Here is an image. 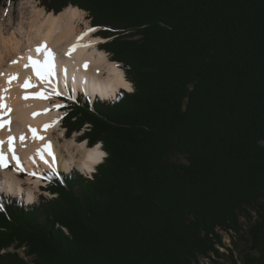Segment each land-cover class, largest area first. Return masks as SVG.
<instances>
[{
	"label": "trees",
	"instance_id": "obj_1",
	"mask_svg": "<svg viewBox=\"0 0 264 264\" xmlns=\"http://www.w3.org/2000/svg\"><path fill=\"white\" fill-rule=\"evenodd\" d=\"M39 1L86 12L132 91L63 99L106 157L0 194V264H264V0Z\"/></svg>",
	"mask_w": 264,
	"mask_h": 264
},
{
	"label": "bare ground",
	"instance_id": "obj_2",
	"mask_svg": "<svg viewBox=\"0 0 264 264\" xmlns=\"http://www.w3.org/2000/svg\"><path fill=\"white\" fill-rule=\"evenodd\" d=\"M83 14L82 10L73 6L57 14L48 13L36 6L35 0H19L17 16L8 35H4L5 28L0 25V103L11 109V112L5 114L7 110L0 108V121H10L0 128V140L4 141L2 149L7 155L8 166H12L0 168V191L6 195H24L29 202L34 201L35 192H38V185L42 182L39 178L44 170L56 175L60 172L68 174L73 169L92 173L106 153L100 144L88 147L85 142L66 137L61 141L63 132L60 113L54 110L57 105H61L54 96L68 82L76 84L75 75L83 84L81 91L91 99L94 95L102 99L114 97L122 89L128 92L132 89L121 68L97 48L98 43L104 42L103 39L94 37L92 33L78 39L92 28L87 26L83 31L77 30ZM77 44L81 46L73 49V45ZM42 45H46L55 54V74L47 80L37 76L29 61L31 57L40 62L37 67L43 65L45 51L37 52ZM70 49L72 51L69 55ZM11 76L16 79L9 83ZM26 80L35 87H22ZM41 92L47 98L33 96ZM74 92L78 93V90L74 88ZM26 95L28 99H24ZM45 125L50 126L45 128ZM30 128L36 129L37 136L43 139L34 138ZM21 135L24 136L23 142L20 140ZM9 136L15 138L12 143L19 158V168L9 152ZM46 144L51 145L52 155L45 150ZM20 172L35 175L36 180L28 177L23 181V176H18ZM23 182L28 185L27 188Z\"/></svg>",
	"mask_w": 264,
	"mask_h": 264
},
{
	"label": "snow or ice",
	"instance_id": "obj_3",
	"mask_svg": "<svg viewBox=\"0 0 264 264\" xmlns=\"http://www.w3.org/2000/svg\"><path fill=\"white\" fill-rule=\"evenodd\" d=\"M97 29L96 28H89L87 30V32H84L81 34V37H78V39H82L84 35H88L89 33L95 32ZM81 45H73V49L75 47H78ZM41 50L45 51L46 54V59L43 62V65L41 67H37V65L40 63L38 61L33 60L31 57H29V61L33 66L34 71L36 72L37 76L40 77V79L42 80H47V78L51 77L52 75L55 74V54L51 51V49H48L46 47V45H42L40 48L37 49V52L39 53ZM72 49L69 50V55L71 54ZM16 61H13V63H15ZM27 67V65H26ZM87 67V64H85V68ZM16 79L15 76H11L9 77V83H11V80ZM22 87L24 88H30V87H35V85L30 84L28 80L25 81V83L22 85ZM57 95H59V93H57ZM34 97H39V98H47V96H45V94L43 92L41 93H36L33 94ZM29 96L26 95L24 97V99H28ZM57 107H61V105H57ZM0 108H5L7 111L5 114H7V112H11L10 108H7V105H4L2 103H0ZM33 115H36V113H33ZM10 121H0V128H2L5 124H9ZM55 123V122H53ZM50 125H45V128L49 127ZM32 133H33V137L37 138V139H43V137L37 136L36 133V129H29ZM15 138L12 136L8 137V145H9V152L12 153V159L17 161V167L19 168V158L16 156L15 154V150L13 148V140ZM21 142H23L24 140V136L21 135L20 137ZM4 144V141L0 140V168H7L8 167V158L7 155L4 153L3 149H2V145ZM99 147V146H97ZM45 150L48 152L49 155H52L51 152V145L50 144H46L45 145ZM101 155H104L103 153H101ZM43 158V157H42ZM53 160H55V157L53 156ZM21 171H23V169H20Z\"/></svg>",
	"mask_w": 264,
	"mask_h": 264
},
{
	"label": "rangeland",
	"instance_id": "obj_4",
	"mask_svg": "<svg viewBox=\"0 0 264 264\" xmlns=\"http://www.w3.org/2000/svg\"><path fill=\"white\" fill-rule=\"evenodd\" d=\"M18 2H19V0H15L14 2H11V1H6V3H5V5L3 6V8L2 7H0V25H2V26H4V28H5V30H4V35L6 36V35H8L9 34V32L11 31V28L13 27V25H14V22H15V19H16V16H17V5H18ZM35 5L36 6H38V8H41V9H44L41 5H40V1L39 0H35ZM12 10V11H11ZM45 10V9H44ZM46 12V11H45ZM84 12V11H83ZM12 13H13V15H12ZM87 13L86 12H84V14H83V20L82 21H80L79 23H78V26H77V30L78 31H83V30H85V28L87 27V26H90V20L88 19V16L86 15ZM11 19V20H10ZM8 20H10L11 22V24L9 23L8 24ZM7 24V25H6ZM91 27V26H90ZM97 31V30H96ZM95 31V32H96ZM95 32H92V35L94 36V37H96L95 36ZM98 38V37H97ZM101 39V38H100ZM99 44H101V43H98L97 44V48L99 47ZM106 54V53H105ZM107 55V58L109 59V57L110 56H108V54H106ZM113 63H115V62H113ZM117 64V63H116ZM119 68H120V66H119ZM132 87V86H131ZM132 91V89L129 91V92H131ZM56 99V98H55ZM67 99V98H66ZM58 100V102H60L61 103V107H57V108H55L54 110H58V112L60 113V121H61V116L64 114V112H62L63 111V105H64V102L61 100V99H57ZM67 100H70V99H67ZM72 101L74 100V99H71ZM51 102H54V100L53 101H51ZM89 102V101H88ZM61 127V126H60ZM61 131L63 132V136H62V138H61V141L63 140V138H65V136H64V129H62L61 128ZM78 135L79 134H74V135H72L71 137H69V139H71V138H73L75 141H77L76 139H77V137H78ZM98 145V144H97ZM102 162V161H101ZM12 168V166L9 164V166H8V168ZM77 172H79L77 169H75ZM47 172L48 171H43V174L40 176V180L42 181L41 183H39V185H38V192L36 191L35 192V196H34V201L36 202V200H37V198L39 197V196H41V195H43V196H47V197H51V195L50 194H48L47 192H44V191H42V188L41 187H44L45 185H46V179L44 178V177H46V174H47ZM94 172H95V170H94ZM94 172H92V173H90V174H93ZM80 173V172H79ZM65 174H67V173H65ZM80 174H82V172L80 173ZM82 175H84V174H82ZM23 177L21 178L23 181H25L26 180V178H32V180L34 181V180H36V177H35V175H29L28 173H25V174H23L22 175ZM31 176V177H30ZM85 176L87 177V178H91V177H89V173H85ZM35 177V178H34ZM23 186L24 187H28V185L25 183V182H23ZM5 195V194H4ZM10 197H11V195H10ZM14 197V196H13ZM241 221H243L244 222V220L243 219H241ZM243 225H245L244 223H243ZM231 239L229 238V236L228 235H226V234H224L223 235V242H224V244L226 245V246H229L230 245V243H231V241H230ZM239 247L240 246H242V244H240V241H238L237 239H236V242H235ZM233 246V245H232ZM9 251H12V249H10ZM23 251H24V249L23 248H21V249H19V250H17V252H19L20 253V255H21V257H23L24 259H28L29 260V258H25V256H24V253H23ZM220 251L221 252H225V250L223 249V248H221L220 249ZM4 252V251H3ZM202 262H206V260H201Z\"/></svg>",
	"mask_w": 264,
	"mask_h": 264
},
{
	"label": "water",
	"instance_id": "obj_5",
	"mask_svg": "<svg viewBox=\"0 0 264 264\" xmlns=\"http://www.w3.org/2000/svg\"><path fill=\"white\" fill-rule=\"evenodd\" d=\"M79 171V170H78Z\"/></svg>",
	"mask_w": 264,
	"mask_h": 264
}]
</instances>
